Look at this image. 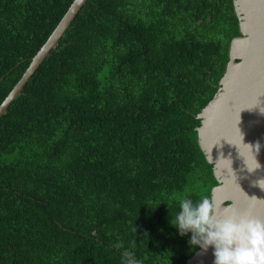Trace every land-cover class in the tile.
I'll return each mask as SVG.
<instances>
[{
	"label": "trees",
	"instance_id": "16d2710c",
	"mask_svg": "<svg viewBox=\"0 0 264 264\" xmlns=\"http://www.w3.org/2000/svg\"><path fill=\"white\" fill-rule=\"evenodd\" d=\"M73 1L0 0V105ZM240 35L234 0H88L0 118V264H187L172 214L218 185L196 128Z\"/></svg>",
	"mask_w": 264,
	"mask_h": 264
},
{
	"label": "water",
	"instance_id": "95a60500",
	"mask_svg": "<svg viewBox=\"0 0 264 264\" xmlns=\"http://www.w3.org/2000/svg\"><path fill=\"white\" fill-rule=\"evenodd\" d=\"M88 0H74L39 49L23 76L0 105V118L22 93L41 63L56 48ZM241 35L230 46V59L217 95L201 111L196 129L199 144L213 164L218 181L211 196L254 217L264 219V0H234ZM260 144L253 155L246 145ZM256 158V159H255ZM247 160V162H246ZM260 167L250 172V168ZM248 164V166H247ZM214 248H199L187 264H214Z\"/></svg>",
	"mask_w": 264,
	"mask_h": 264
},
{
	"label": "clouds",
	"instance_id": "9594fccd",
	"mask_svg": "<svg viewBox=\"0 0 264 264\" xmlns=\"http://www.w3.org/2000/svg\"><path fill=\"white\" fill-rule=\"evenodd\" d=\"M246 146L254 156L260 151L259 143ZM259 167L257 161V167L253 169L248 166V170L252 172ZM257 183L264 189V179ZM178 203L180 210L172 214L173 226L182 236L189 232L192 234L191 245L199 246L204 251L214 248V264H264V219L230 205L221 212L222 203L211 195L203 196L196 202L182 198ZM123 264H140V261L135 258L134 252L126 250Z\"/></svg>",
	"mask_w": 264,
	"mask_h": 264
}]
</instances>
